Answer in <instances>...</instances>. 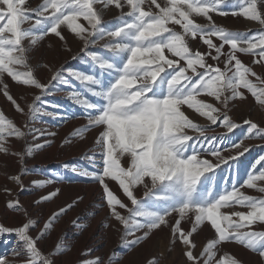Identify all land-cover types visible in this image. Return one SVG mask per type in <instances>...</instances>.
Returning <instances> with one entry per match:
<instances>
[{
	"label": "snow or ice",
	"instance_id": "obj_1",
	"mask_svg": "<svg viewBox=\"0 0 264 264\" xmlns=\"http://www.w3.org/2000/svg\"><path fill=\"white\" fill-rule=\"evenodd\" d=\"M110 6L121 10V14L115 21L105 22L103 12ZM125 7L127 12L123 11ZM225 7L238 9L231 12L233 16L241 15L264 26V0H42L32 8L28 7V0H0V88L21 113L24 109L9 93L3 82L4 74L41 93L48 90L51 81L61 79L60 71L52 76L49 84L35 77L28 63L25 40L33 46L49 33L64 40L62 28H66L83 42L82 50L98 40L104 41L103 52H89L90 63L100 70L99 74L71 73L86 90L83 96L73 93V99L89 112L88 124L74 135L89 127H103L96 141L101 148L102 165L94 172L81 174L90 176L101 186L103 206L121 226L117 231H123L120 246L125 249L135 247L154 230L169 226L173 243L178 239L185 246L184 255L190 264H242L231 255L216 259L219 246L229 241L258 253L264 262V229H253L254 225L264 224V196L246 195L240 190L247 186L264 193V184L257 183L264 182V155L255 161L239 188L233 183L230 190L225 186L217 192L211 186L215 169L221 164L229 165L249 151L242 143H232L236 154L223 156L216 145L226 137L211 132L212 126H223L229 133L240 127L229 116L228 105L230 101L246 99L241 89L264 106V75L238 56V53L258 55L253 64L264 67V27L252 34L217 25L211 13L226 16L229 13L222 10ZM197 17L206 18L207 23H198ZM25 24L29 26L26 28ZM197 39L207 46V51L193 50L189 41ZM225 46H228L227 52ZM18 66L26 71L19 70ZM88 93L100 102L87 98ZM202 96L211 97L213 102H207ZM40 100L41 96L37 95L28 105L30 119L39 112ZM185 106L207 123L191 119L183 110ZM243 123L248 126L249 138L264 139V127L250 119ZM24 129L27 131L0 111V152H9L10 137L24 138L31 131L44 135L42 130L32 129L29 124ZM189 130L193 135L188 134ZM193 141L203 143L198 148ZM42 146L27 145L15 155L23 160ZM204 153H210L219 163L201 158ZM95 155L89 157L93 162ZM121 158L128 159L127 166L121 163ZM10 179L19 183L20 175ZM109 180L118 184L130 204L111 189ZM137 186L145 189L140 198L134 192ZM58 191L49 192L40 200H50ZM75 203L53 212L44 222L40 236L48 234L59 216ZM7 206L19 209L20 203L10 200ZM235 206L247 211H222ZM174 213L178 218L170 225L169 218ZM186 218L191 222L188 231L181 227V221ZM205 223L214 230L213 238L194 255L196 245L191 237ZM36 224L28 219L16 228L0 225V234L17 235L20 248L14 250V256L24 257L13 261L0 259V264H55V256L63 254L67 245L60 241L54 245L53 252L42 253L36 237L30 235V229ZM115 259L113 252L107 262L97 256L86 264H114ZM148 264H157V260L150 259Z\"/></svg>",
	"mask_w": 264,
	"mask_h": 264
},
{
	"label": "rangeland",
	"instance_id": "obj_2",
	"mask_svg": "<svg viewBox=\"0 0 264 264\" xmlns=\"http://www.w3.org/2000/svg\"><path fill=\"white\" fill-rule=\"evenodd\" d=\"M41 2L42 0H28V7H36ZM222 10L227 11L229 14L222 16L218 13H211L212 19L217 25L229 30L255 34L257 30L264 27L257 21L248 20L241 15L233 16L231 12L238 11V9L225 7ZM123 11L127 12V7ZM120 14L121 10L110 6L104 10L102 18L105 22L115 21V18ZM196 19L198 23H207L206 18L197 17ZM81 23L87 26L85 21L81 20ZM28 26V24L24 25L26 28ZM177 30H179V26H177ZM62 35L65 37L64 40H61L55 34L49 33L33 46H29L27 40L23 42L24 46L28 48V63L33 69L35 77L41 83L49 84L52 76L57 71L61 73V79L51 81L46 92L41 93L35 87L14 82L7 74L3 76V82L7 84L9 93L24 109V112L21 113L16 110L15 106L3 95L2 88H0V111H3L6 117L12 119L22 130L27 131V129H24V125L29 124L32 129L42 130L44 135L41 136L39 132L31 131L24 138L10 137L7 141L9 152H0V225L16 228L28 219L36 221V226L30 229V235L36 237L37 246L42 253L50 254L54 250V245L60 241L67 245L63 254L55 256V264H86V261L97 256L102 257L107 262L108 257L113 252L117 257L114 264H148V261L153 258L157 260V264H190L184 255L185 246L178 239L173 243L174 238L169 226H162L160 229L154 230L148 238L142 240L130 250L121 247L120 236L123 235V231L122 229L117 231L121 226L109 215L107 207H104L106 212L101 217H98L97 213L100 212H97L92 218L87 217V213L84 211L77 210L74 213V211L68 210L59 216L48 234L43 237L40 236L42 226L48 217L60 208H64V203L40 200L42 196L46 195V190L49 188L48 180L56 182L59 177H72L74 179V175H76L75 179L81 178L80 174H75V169L70 168V161L74 158H77L78 161L72 162L71 166L77 163L90 169L91 172H94L97 166L102 165V160L97 154L99 148L96 146V141L103 127H89L87 131L80 135H74L76 130L88 124L89 112L73 99V93H80L83 96L86 90L71 73L99 74L100 70L90 63L89 52H103L101 46L104 41L98 40L96 44L90 45L87 50H82L84 48L83 42L66 28H62ZM189 42L193 50L207 51V46L203 45L198 39ZM216 42L219 43L218 40ZM224 51H228V46H225ZM238 56L258 74L264 75V67L260 64H253V61L258 59V55L238 53ZM208 62L215 63L211 60ZM220 66L223 67L222 62ZM19 70L26 71L23 67H19ZM103 78L106 81L108 76L105 75ZM65 79L68 81L67 83L63 82ZM241 91L245 92L246 99H236L230 101L228 105L229 116L240 127L229 133L223 126L216 125L212 126L210 131L226 137L224 142L217 141L216 145L222 150L221 154L223 156L236 154V150L231 148L232 143H242L243 146L249 147V151L237 160L230 161L229 165L221 164L219 168L215 169L211 186L217 192L222 191L225 186L230 190L233 183L239 188L247 178L248 172L252 170L255 161L261 155H264V139L255 136L249 138L247 135L248 126L243 123L244 120L250 119L264 127V106L259 105L247 90L241 89ZM37 95L41 96L38 105L39 112L34 118L30 119L27 115L28 105L34 102ZM87 98L93 102H100L97 98L92 97L90 93L87 94ZM201 98L207 102H213L211 97L202 96ZM183 110L196 122L207 123L205 118L187 109L186 106ZM92 114L95 115L96 113L93 112ZM188 134L193 135L190 130ZM80 141L83 143L82 148H85V152L83 151L78 155ZM37 143L43 146L35 149L32 155L25 156L23 160L15 155V153L23 152L27 145ZM193 143L199 148L203 142L193 141ZM205 147L209 146L205 145ZM71 148L74 150V154H72ZM242 150L241 148L240 151ZM92 153L96 154L94 163L84 159L88 156L91 157L90 154ZM201 158L219 163L217 158L212 157L210 153H204ZM121 163L127 166L128 159L121 158ZM259 167L258 165L257 170ZM22 169L24 170L23 174H21ZM16 175H20L19 183L10 179V177ZM208 175L212 174L209 173ZM86 179L90 182L94 181L91 177H86ZM34 181L37 183H34ZM41 181L45 183L40 184ZM108 183L125 203L130 204L115 181L109 180ZM257 183L264 184V182ZM5 189L11 191L6 192ZM240 190L246 195L264 196V193H260L256 189H249L247 186ZM144 191L143 186H137L134 190L138 198L143 196ZM10 200H18L20 203L19 209L9 208L7 205ZM36 201L40 202L36 203ZM233 210L247 211L246 208L241 206L222 209V211L228 212ZM177 218L178 215L174 213L169 218V224H174ZM81 225H85V227L81 228ZM181 227L185 231L190 230V220L187 218L182 220ZM253 229L262 230L264 224L254 225ZM213 233L214 230L211 229L208 223L198 228L197 232L191 237L196 245L193 250L194 255L201 252L207 240L213 238ZM137 234L142 235V233ZM19 248L20 244L15 233L0 234V259L8 261L24 259V257L16 258L14 256V250ZM227 255L237 258L242 264H264L258 253L235 241L224 242L220 245L216 259Z\"/></svg>",
	"mask_w": 264,
	"mask_h": 264
},
{
	"label": "bare ground",
	"instance_id": "obj_3",
	"mask_svg": "<svg viewBox=\"0 0 264 264\" xmlns=\"http://www.w3.org/2000/svg\"><path fill=\"white\" fill-rule=\"evenodd\" d=\"M80 142L81 143L79 144L80 148L78 150V153H79L78 155H80V153H82L85 149V148H82V145H83L82 141H80ZM96 146L99 148V150H97L98 151L97 154H99L101 152V148L98 144ZM72 154H74L73 149H72ZM93 154L94 153H92L90 155L93 156ZM84 159H87V160L93 162V160L89 159V156L85 157ZM77 161H78L77 158L71 159L70 168L75 169V174H80V176H82V177L75 179L76 175H74V179H72V177H70V178L69 177H67V178L59 177V178H57L58 180L56 182L53 180H51V181L48 180L49 188H48V190H46V195L49 192L55 191L57 189L59 191L55 197H53L50 200H45V201L61 202V203H64V207H66L69 204H72L73 201H76V203L73 206L74 208L72 209V207H71L68 210L74 211V213L77 210L84 211L87 213V217H90V218L94 217V215H96L97 212H100L97 214H98V217H101L103 215V213L106 212V208H104V206H103L104 201H103V197H102V188L97 181L94 180V181L90 182L88 179H86V177H90V176L84 177L85 175L83 176L81 174L84 171L91 173L90 169H87L83 165H79L77 163H74V165L71 166L72 162H77Z\"/></svg>",
	"mask_w": 264,
	"mask_h": 264
}]
</instances>
